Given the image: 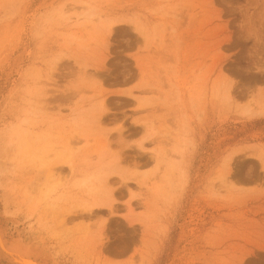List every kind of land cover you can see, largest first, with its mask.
Returning a JSON list of instances; mask_svg holds the SVG:
<instances>
[{
    "label": "rangeland",
    "instance_id": "obj_1",
    "mask_svg": "<svg viewBox=\"0 0 264 264\" xmlns=\"http://www.w3.org/2000/svg\"><path fill=\"white\" fill-rule=\"evenodd\" d=\"M262 102L264 0H0L4 227L53 264H264ZM113 160L116 209L75 220Z\"/></svg>",
    "mask_w": 264,
    "mask_h": 264
},
{
    "label": "bare ground",
    "instance_id": "obj_2",
    "mask_svg": "<svg viewBox=\"0 0 264 264\" xmlns=\"http://www.w3.org/2000/svg\"><path fill=\"white\" fill-rule=\"evenodd\" d=\"M104 28L106 32L110 34L114 27L112 26L111 22H108L107 25L104 26ZM256 108L257 109L254 110V112H251L250 114H253L255 116H264V102L259 103ZM98 110L99 113L105 110L104 99L100 100L98 105ZM101 117L102 114L100 113L99 116L96 117V120L99 122ZM51 152L54 154L53 157L50 156L47 150L35 148L24 152L23 158H27L32 161L46 160L45 163L48 164L51 159L58 158L57 149H53ZM255 157L264 167V152L262 149L256 148ZM60 162L62 163L63 160ZM113 162L114 160L111 161V163ZM116 162H114L113 164H110L109 162L108 165L106 163L103 169H101L99 172H97L94 175H90L88 179L83 183L86 184L89 181L91 182L95 181L96 186L90 188L89 192L90 193L98 192L101 196L91 204L82 203V205L79 207H81L82 211H87L89 214L81 213L74 218L75 220L78 218L83 221L89 220L91 219V217H93L91 214L93 215L94 213L96 214L95 211H99L100 208L102 207H103L102 209L105 208L110 213H113V211L116 209L115 208L116 199L114 198L115 196L114 190H112L111 188L112 185L109 182L111 178L110 176L117 170L119 166V162L117 163ZM71 167L70 170L72 169ZM227 167H229V164H227ZM60 170H62V168L58 169L56 167V170L51 169L49 172L50 173L49 179L51 180V178H53L54 175L58 174V172L60 173L61 172ZM56 188L57 187L54 185L46 186L39 194V197L34 199L30 197L29 194H25L24 197L26 201L27 200H29L30 202L34 201L31 207V211L28 214V217H33L35 213L36 214L42 213L43 216L40 218V222L46 225L49 224L47 222V217L54 216V213L49 214V211H53L54 209H56L58 205L57 202H55L52 199V194L55 192ZM3 220H4V215L2 210L0 209V264H53V262L51 263L49 261V258L45 254L43 248H40L39 245L36 242H34L35 241L34 239L33 242L30 243L27 242L23 237H21L20 234L9 235L7 230L5 229L6 226L4 227ZM59 220L62 224H64V222L67 221L65 215L59 217ZM104 227H105V223H101L100 227L94 233L91 234V242L98 245L99 252L105 249V248L103 249V243H102L104 237Z\"/></svg>",
    "mask_w": 264,
    "mask_h": 264
}]
</instances>
